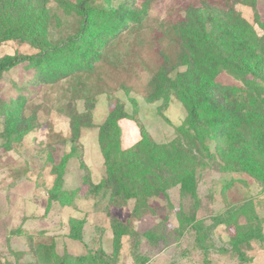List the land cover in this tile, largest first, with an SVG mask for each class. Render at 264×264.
I'll list each match as a JSON object with an SVG mask.
<instances>
[{
  "label": "rangeland",
  "instance_id": "374dc122",
  "mask_svg": "<svg viewBox=\"0 0 264 264\" xmlns=\"http://www.w3.org/2000/svg\"><path fill=\"white\" fill-rule=\"evenodd\" d=\"M29 1L37 13L45 15L48 47L79 31L81 0ZM118 1L89 4L117 7ZM133 1L140 20H126L114 38L102 41L101 54L91 68L42 82L34 81L35 60L2 72L0 264H53L48 259L52 253L75 256L99 246L111 254V217L131 229L122 235L112 264H264V183L250 167L235 162L233 148L222 156L207 128L200 127V132L209 153L199 141L184 138L189 126L186 103L175 91L165 99L156 86V73L175 77L184 69L177 28L190 18V8L206 15L232 5L251 26L254 53L263 56L264 0ZM8 8V0H0V58L45 54L46 49L33 46L27 37L5 35L7 25L19 26L17 15ZM90 23L106 28L111 20L93 12ZM80 43L87 47L90 41L84 37ZM59 59L58 66L63 63ZM41 65L48 68L45 60ZM260 66L262 72L245 74L228 66L214 77L230 88L222 92L224 102L234 100L236 107L245 105L262 116L247 127L235 128L241 140L234 146L251 154L257 150V141L264 148V60ZM116 108L127 114L118 121L120 133L112 138L114 142L106 141L109 152L117 158L120 150L134 147L142 165L149 164L152 170L148 182L155 188L163 181V187L152 193L137 188L126 202L111 205L89 194L85 179L89 176L98 183L105 176L99 128ZM143 132L172 158L166 170V155L148 161L143 147H135ZM172 163L193 170V191H185L184 180L172 172ZM221 216L230 221L218 222ZM71 218L85 219L81 240L69 236ZM239 226L255 235L237 243L247 259H241L233 245Z\"/></svg>",
  "mask_w": 264,
  "mask_h": 264
},
{
  "label": "trees",
  "instance_id": "16d2710c",
  "mask_svg": "<svg viewBox=\"0 0 264 264\" xmlns=\"http://www.w3.org/2000/svg\"><path fill=\"white\" fill-rule=\"evenodd\" d=\"M24 1L25 3H21L19 0H8V10L17 15L19 26L7 25L3 29L5 35L7 37H27L34 44L33 46L46 49V53L38 56L14 54L0 58V76L3 71L25 60H35L38 63V70L34 76L36 82H42L46 79L52 81L58 76L76 72L80 68H91L101 54L99 47L102 41L114 38L119 31L118 28L124 26L126 20L133 19L134 22L140 20L135 14L133 0H119L117 7L92 6L89 2L93 0H81L78 7L82 15V22L77 34L69 36L64 42L48 47L43 26L45 15L42 11L37 13L29 0ZM243 1L245 3L249 0ZM93 12L98 13L103 18L110 19L111 23L106 28L101 25L91 27L90 22ZM189 14L190 18L183 21L177 28L181 44L180 63L184 66V69L177 71L175 77H170L163 72L156 73L157 89L160 95L166 96L165 99L168 98L167 95L170 91H175L180 100L186 103L189 126L184 129V138L186 137L188 141H199L203 149L209 153V148L204 143L200 132V127L207 128L211 132L210 137L214 138L215 147L222 156L224 154L229 155L231 148H233L235 162L243 164L244 168L245 166L248 169L250 167L264 183V148L261 144L257 141V150H253L252 154L249 151L246 153L245 148L234 146L236 142L241 140L240 132L235 131V128L238 125L247 127L253 118L262 116L254 110H247L245 105L240 104L236 107L234 100L224 102L222 92H229L230 88L214 80L216 74L222 68L228 66H235L244 74L262 72L260 64L264 60V55L254 53V46L249 39L251 26L241 18L232 5H229L227 9L215 10L206 15L190 8ZM84 37L90 41L87 47L82 43L77 44V41ZM228 56H232L231 59L235 61L229 60ZM251 56L254 57L253 61L250 60ZM59 58L63 59V63L58 66ZM44 60L47 61L49 69L42 67L41 63ZM57 67H60V69H57ZM126 114L122 108L113 109L100 125L99 141L106 156V173L98 183L93 182L89 176L85 179L88 187L87 192L95 197L108 200L111 205L126 202L136 193L137 188L140 191L152 193L155 188L163 187V181L155 188L154 184L148 182V174H152V170L149 164L142 165L134 147L120 150L117 158L109 152L106 141L111 140L112 143L114 142L112 138L120 133L118 121L126 117ZM260 134L255 135L257 140ZM115 141V144H119L117 140ZM140 145L143 147L148 161H152L154 156L162 159L166 155L165 167H163L165 170L173 161L172 158H168L165 150H162L160 146L150 140L145 132L142 133V138L135 147L137 148ZM253 154H258V157H254ZM170 167L172 172H177H174L176 173L175 177L178 176L180 180H184L185 191H193L195 180L193 170L179 167L177 163L176 166L172 163ZM247 207L254 213L252 206ZM240 211L241 207L237 213ZM237 213L235 212V214ZM217 220L218 222L230 221L222 216L218 217ZM69 221L71 223L69 236L72 239L81 240L85 219L71 218ZM111 229L113 236V251L111 254H107L99 246L88 249L87 254L75 256L68 253L63 256L52 253V256L48 257L50 263L112 264L121 246L122 235L130 233L131 229L128 223H124L116 217H111ZM252 234L254 233L250 234L239 226L237 235L232 237L235 250L239 253L241 259H247V257L237 243L240 240L255 236ZM29 243L31 244L32 241H29ZM38 261L39 257L36 262Z\"/></svg>",
  "mask_w": 264,
  "mask_h": 264
}]
</instances>
